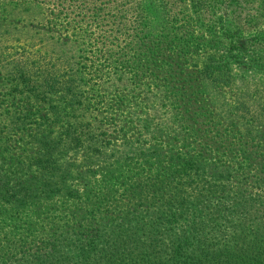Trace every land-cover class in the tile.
Wrapping results in <instances>:
<instances>
[{
    "label": "trees",
    "instance_id": "1",
    "mask_svg": "<svg viewBox=\"0 0 264 264\" xmlns=\"http://www.w3.org/2000/svg\"><path fill=\"white\" fill-rule=\"evenodd\" d=\"M151 1L0 0V264H264V104L229 73L264 66V0H192L214 44L190 73L177 35L121 47Z\"/></svg>",
    "mask_w": 264,
    "mask_h": 264
},
{
    "label": "rangeland",
    "instance_id": "2",
    "mask_svg": "<svg viewBox=\"0 0 264 264\" xmlns=\"http://www.w3.org/2000/svg\"><path fill=\"white\" fill-rule=\"evenodd\" d=\"M126 6H128L131 10L132 14H135L133 10H137L136 4L142 6L144 8L145 2L141 3V0H125ZM150 1V0H148ZM160 0H153L149 2L148 4H155L159 7H161ZM192 0H171V3H168L164 6L167 10V15H153V16H145L142 17L144 12H139L136 16H133L137 20H143V23L146 25L144 29L147 30V34L149 36L145 37L144 39L139 38V41L137 43L130 42L127 44L126 41L121 42V47L125 48H134L137 49V52H154V53H162L164 51L163 48H165V44L168 43L169 39L173 38H165L168 37V35L174 34L180 37V41L184 42L185 44H188L186 47L178 46V52L182 51L179 58L173 59L174 61H170L169 63L171 65H174L176 63V67L178 66L179 70H186V72L190 73L192 71H195L196 69L200 68L199 63L196 59H193L194 54L193 52L198 53L203 52L204 49H209L212 44H214V41H209L210 37L207 38H201L202 30L206 28L205 25L206 22H200L198 23L197 20H203L208 18L210 15H208L206 12L202 11V8L198 10L197 7L191 6ZM147 2V1H146ZM263 7V4H262ZM162 9V8H161ZM218 15L221 14L220 9L215 11ZM237 12H240V16H238V21L240 23H244L242 28V33L238 34V38H244L247 41H251L253 43L252 46L256 48V44L259 42V36H257L256 33L252 32V26L253 24L260 20V17L258 15L262 14V8L258 9V6L256 4L248 3L245 5V8H243L241 11L237 10ZM162 13V10H161ZM164 14V13H163ZM208 15V16H207ZM199 16V17H198ZM203 16V17H200ZM225 16V13H224ZM142 17V18H141ZM216 18L218 16H215ZM214 17V18H215ZM164 18V19H163ZM173 23V24H172ZM173 26V27H172ZM220 28L218 29V34L222 38V43L218 45L216 48L213 49L216 50L219 54L227 53L229 51L227 45L229 44V40L226 38H223V35H231V32H228L226 29L225 23H220ZM149 29V31H148ZM158 34V36H165V37H158V40H154L152 36L157 37L155 35H151L150 33ZM160 34V35H159ZM145 33H141L140 36H144ZM167 35V36H166ZM240 36V37H239ZM165 38V42L162 41V39ZM226 42V43H225ZM175 46V43H173ZM196 45V46H194ZM36 47H41L40 44H38ZM183 49V50H180ZM198 49V50H197ZM230 54V53H229ZM36 58V57H34ZM37 59V58H36ZM230 69V68H229ZM230 76L233 78L234 83H248L249 93L252 94L253 87H258L261 91V94L258 92L257 95H261L260 103H254L252 102V111L254 110H262L261 103L264 104V88L262 85H264V66L258 65L254 67L253 69H246L242 68L236 64L231 65V70L229 71ZM184 76V75H183ZM260 84L259 86H256V84ZM213 89L208 88L206 90V93L210 97L212 101L213 111L220 110L222 107L218 108L221 105V101H224V98H229V94H225L223 97L221 94H215ZM215 91V90H214ZM212 93V94H211ZM252 98H255V95H253ZM217 108V109H216ZM264 109V108H263ZM264 111V110H263ZM153 135V134H152Z\"/></svg>",
    "mask_w": 264,
    "mask_h": 264
}]
</instances>
